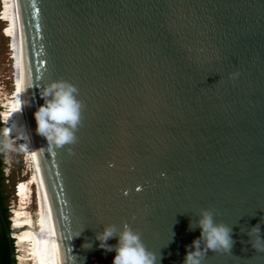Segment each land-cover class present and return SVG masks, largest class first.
Returning <instances> with one entry per match:
<instances>
[{
	"label": "water",
	"instance_id": "1",
	"mask_svg": "<svg viewBox=\"0 0 264 264\" xmlns=\"http://www.w3.org/2000/svg\"><path fill=\"white\" fill-rule=\"evenodd\" d=\"M39 4L38 95L64 80L83 106L75 143L51 145L68 264H112L95 235L124 223L159 264H184L202 209L235 241L202 264H264L247 234L264 238V0ZM0 217L17 264L1 199Z\"/></svg>",
	"mask_w": 264,
	"mask_h": 264
},
{
	"label": "bare ground",
	"instance_id": "2",
	"mask_svg": "<svg viewBox=\"0 0 264 264\" xmlns=\"http://www.w3.org/2000/svg\"><path fill=\"white\" fill-rule=\"evenodd\" d=\"M39 5V0H4L3 7L5 21L11 23L5 34L12 40L14 52L16 106L9 108V99L4 100L0 116L6 129L16 122L29 137L23 142L29 145L24 154L37 172L36 178L20 182L17 188L22 208L13 212L12 239L17 264H68L65 212L55 179L51 144L36 133L33 117L43 104L37 88L46 62L44 48L42 53L40 47L43 21ZM35 185L38 203L32 216L24 205Z\"/></svg>",
	"mask_w": 264,
	"mask_h": 264
},
{
	"label": "clouds",
	"instance_id": "3",
	"mask_svg": "<svg viewBox=\"0 0 264 264\" xmlns=\"http://www.w3.org/2000/svg\"><path fill=\"white\" fill-rule=\"evenodd\" d=\"M41 98L44 103L33 113L36 133L56 147L75 143L83 107L78 99L77 87L64 80L53 81L43 88ZM12 131L17 132L15 138H11ZM20 139L27 141L29 137L13 125L11 129L4 130L0 146L5 151L26 152L29 145L28 143L17 145L16 140ZM197 228L200 229V236L186 246L184 264H202L203 256L208 251L231 252L235 243L232 238V227L222 222L218 223L213 211L208 209L200 211L195 223L189 224L190 231ZM247 234L250 239L255 237L251 243L253 248L264 250V246L260 244L264 238L261 237L259 224L253 226ZM112 239H116L117 243L109 244ZM95 241L98 242L99 249L115 252L112 264H159L160 258L157 254L146 247L141 233L135 231L128 223H124L120 228L115 224L103 226L102 231L96 233ZM88 245L90 248L91 244Z\"/></svg>",
	"mask_w": 264,
	"mask_h": 264
},
{
	"label": "rangeland",
	"instance_id": "4",
	"mask_svg": "<svg viewBox=\"0 0 264 264\" xmlns=\"http://www.w3.org/2000/svg\"><path fill=\"white\" fill-rule=\"evenodd\" d=\"M3 7L4 0H0V114L1 110H4V100L9 99V108H14L16 106V82L14 68L15 59L13 54L14 52L12 50V40L6 37L5 34L7 27L10 26L11 23L5 21ZM0 121L3 124V127L1 128L2 135L6 127L2 121L1 116ZM15 123L13 125H15L17 129L22 130V128ZM11 133L12 137L15 138L17 132L12 131ZM23 142V139L16 140L17 145ZM29 163L30 160L27 159V156L24 154V152L5 151L3 149V164L5 165V168L3 170L4 181L2 185V190L5 199L4 207L8 211L7 218L10 222V227H12L11 220L14 215L13 212L22 208L21 198L19 197L17 192V188L19 187L20 182L28 181L29 179L36 178L37 176V172L34 168V165L32 163ZM27 202V205H24L28 208L27 212L30 215L35 216L38 203V188L36 185L32 186V193L30 194Z\"/></svg>",
	"mask_w": 264,
	"mask_h": 264
},
{
	"label": "trees",
	"instance_id": "5",
	"mask_svg": "<svg viewBox=\"0 0 264 264\" xmlns=\"http://www.w3.org/2000/svg\"><path fill=\"white\" fill-rule=\"evenodd\" d=\"M3 127V124L0 121V140H2L1 135V128ZM5 168V165L3 164V148L0 146V199L1 204L3 205V211L5 215L7 216V209L4 207V196H3V190L2 185L4 181L3 177V170ZM8 224L10 225V222L8 220ZM0 264H11V251H10V245L7 239V236L5 234L4 228H0Z\"/></svg>",
	"mask_w": 264,
	"mask_h": 264
},
{
	"label": "flooded vegetation",
	"instance_id": "6",
	"mask_svg": "<svg viewBox=\"0 0 264 264\" xmlns=\"http://www.w3.org/2000/svg\"><path fill=\"white\" fill-rule=\"evenodd\" d=\"M2 209H3V205H2ZM3 213H4V211H3ZM4 216H5V218H6V221L8 222V218H7V216L5 215V213H4ZM2 227L4 228V224H3L2 219H1V217H0V228L2 229ZM4 231H5V228H4ZM5 234H6V233H5Z\"/></svg>",
	"mask_w": 264,
	"mask_h": 264
}]
</instances>
